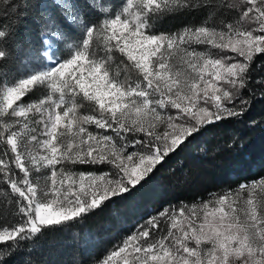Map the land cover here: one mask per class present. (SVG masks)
<instances>
[{
	"label": "snow or ice",
	"instance_id": "1",
	"mask_svg": "<svg viewBox=\"0 0 264 264\" xmlns=\"http://www.w3.org/2000/svg\"><path fill=\"white\" fill-rule=\"evenodd\" d=\"M53 7L59 16L32 18L39 46L18 35L27 13L0 25V144L8 146L0 149V183L14 194L0 188V243L11 242L0 248V264L44 232L132 196L218 122L239 118L250 103L242 90L264 54V0H123L118 8L111 0H55ZM223 9L238 17L226 20ZM201 10L198 25L156 30L168 16ZM13 51L22 64L43 63L10 83L3 62ZM38 86L47 94L23 103ZM33 169L49 170L43 185L30 179ZM210 196L165 207L93 264H264V177Z\"/></svg>",
	"mask_w": 264,
	"mask_h": 264
},
{
	"label": "trees",
	"instance_id": "2",
	"mask_svg": "<svg viewBox=\"0 0 264 264\" xmlns=\"http://www.w3.org/2000/svg\"><path fill=\"white\" fill-rule=\"evenodd\" d=\"M9 2L13 7L6 12L0 4V25L24 19L27 13V22L19 25L18 35L25 42L39 46L32 18L49 13L59 16L58 10L53 7L55 0H39V8L30 7L36 0ZM80 2L84 3V0ZM111 2L114 8H118L123 0ZM206 15V11L201 10L168 16L159 22L156 30L175 31L185 24L198 25ZM221 15L228 21L238 17V13L232 9H223ZM213 50L216 53L219 49ZM22 59L21 55L13 51L11 58L3 62L9 70L10 83L43 63L42 60H29L25 65L21 63ZM252 69V80L248 88L242 90V97L250 103L239 118L218 122L217 126L199 136L184 151L173 155L143 188L113 204L103 213L69 222L65 227L46 231L36 239L25 242L8 259V264H93L94 258H102L115 243L165 207L174 205L178 208L181 202L188 206L202 203L213 198L210 194L219 195L228 189L235 190L242 183L264 177V83H256L264 81V54L255 58ZM46 93L45 88L34 87L22 98V102L27 104ZM7 148L6 144H0V149ZM12 156L9 152L8 158ZM9 167L17 178L22 177L23 174L15 168L14 163H10ZM65 167L73 171L97 173L108 170L106 166L66 164ZM48 175V169L39 172L33 169L30 179L43 185ZM2 179L3 173H0ZM0 188L8 190L9 196L14 197L7 184L0 183ZM5 203L6 198L0 195V213ZM10 243H0V248Z\"/></svg>",
	"mask_w": 264,
	"mask_h": 264
},
{
	"label": "rangeland",
	"instance_id": "3",
	"mask_svg": "<svg viewBox=\"0 0 264 264\" xmlns=\"http://www.w3.org/2000/svg\"><path fill=\"white\" fill-rule=\"evenodd\" d=\"M183 27V26H182ZM181 27V28H182ZM214 54H218V56H229V57H234V58H236V59H242V58H239V57H237L236 56V54H234V53H231L230 51H228V50H218V51H216V53H215V51L213 50L212 51ZM230 62H232V61H230ZM47 94V93H46ZM46 94H44V95H42L40 98H38L37 100H32V101H30V102H28V103H31V102H33V101H39L43 96H45ZM173 111H175V110H173Z\"/></svg>",
	"mask_w": 264,
	"mask_h": 264
}]
</instances>
